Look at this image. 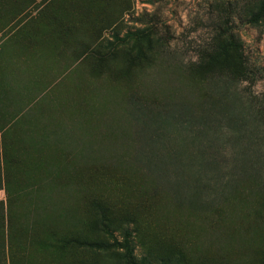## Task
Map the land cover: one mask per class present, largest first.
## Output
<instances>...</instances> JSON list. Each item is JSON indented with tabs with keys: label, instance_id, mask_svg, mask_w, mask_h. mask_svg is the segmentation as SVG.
Listing matches in <instances>:
<instances>
[{
	"label": "rangeland",
	"instance_id": "rangeland-1",
	"mask_svg": "<svg viewBox=\"0 0 264 264\" xmlns=\"http://www.w3.org/2000/svg\"><path fill=\"white\" fill-rule=\"evenodd\" d=\"M4 263L264 264V0H0Z\"/></svg>",
	"mask_w": 264,
	"mask_h": 264
},
{
	"label": "trees",
	"instance_id": "trees-1",
	"mask_svg": "<svg viewBox=\"0 0 264 264\" xmlns=\"http://www.w3.org/2000/svg\"><path fill=\"white\" fill-rule=\"evenodd\" d=\"M2 231H4V234H5V236L8 238V241H7V243L9 244V242H10V240H11V238L13 237H11V236H8V233H9V231H10V229L8 228V227H3V229H2ZM11 232V231H10ZM5 264V263H4ZM10 264V263H9Z\"/></svg>",
	"mask_w": 264,
	"mask_h": 264
}]
</instances>
